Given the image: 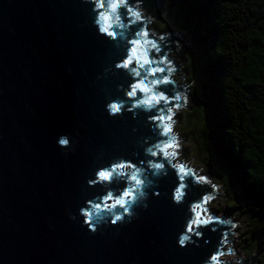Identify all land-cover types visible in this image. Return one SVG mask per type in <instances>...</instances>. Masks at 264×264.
Returning a JSON list of instances; mask_svg holds the SVG:
<instances>
[{
    "label": "water",
    "instance_id": "95a60500",
    "mask_svg": "<svg viewBox=\"0 0 264 264\" xmlns=\"http://www.w3.org/2000/svg\"><path fill=\"white\" fill-rule=\"evenodd\" d=\"M145 2L158 18L166 0ZM91 8L82 0H0V264H202L223 229L202 228L200 247L182 249L177 236L191 216L188 205L211 187L194 186L176 206L171 170L131 223L109 224L96 234L82 226L79 209L106 194L87 183L96 170L120 157L139 165L148 159L141 145L158 139L144 113L109 117L108 99L123 98L117 86L132 81L124 72L105 76L126 50L98 34ZM182 53L175 62L186 75ZM176 79L187 83L179 73ZM162 90L172 94L171 85ZM181 116L182 110L176 131ZM62 134L72 149L57 145Z\"/></svg>",
    "mask_w": 264,
    "mask_h": 264
},
{
    "label": "clouds",
    "instance_id": "9594fccd",
    "mask_svg": "<svg viewBox=\"0 0 264 264\" xmlns=\"http://www.w3.org/2000/svg\"><path fill=\"white\" fill-rule=\"evenodd\" d=\"M82 2L92 6L93 26L98 34L117 48L123 46L126 50L124 57L114 64V69L109 67L105 70V76L109 72H124L132 81L127 88L123 84L117 86L123 98L108 99L105 109L109 117H122L127 111L136 119L140 113H144L158 136L154 143L146 139L141 145L148 159L141 160L139 165L120 157L96 170L95 179H89L87 183L90 187H105L106 194L87 200L86 205L79 209V215L83 217L82 226L96 234L101 227L109 224L119 226L131 223L137 219L135 209H148L149 191L157 188L156 182L167 177L171 170L177 180L171 193L176 206L187 202L194 186L211 187V191L203 192L188 205L191 216L177 236L178 246L182 249L190 245L200 247L199 241L204 239L201 229L212 226V232L223 231L220 232L215 250L202 264H246V261L251 264L248 257L236 247V238L239 236L236 230L240 223L233 217L217 216L208 208L209 204L223 196V186L214 183L203 166L181 159L180 150L184 141L175 130L178 124L175 116L178 111L189 107L188 89L191 85L177 83L178 73L181 80H186L188 75L182 73L183 65L177 67L175 57L178 56L177 52L184 50V45L176 41V51L172 50L170 41L173 34L168 24L157 18L154 14L156 9L146 6L145 0ZM169 85L172 86L171 95L162 90ZM57 145L62 149H72L71 138L62 134L57 139ZM121 182L126 185L123 189L114 190L111 187ZM152 194L160 196L159 191H153ZM69 215L70 219L76 220L75 215ZM209 243L205 240V244Z\"/></svg>",
    "mask_w": 264,
    "mask_h": 264
},
{
    "label": "trees",
    "instance_id": "16d2710c",
    "mask_svg": "<svg viewBox=\"0 0 264 264\" xmlns=\"http://www.w3.org/2000/svg\"><path fill=\"white\" fill-rule=\"evenodd\" d=\"M165 5L168 20L189 39L186 67L195 101L183 128L188 115L198 116L195 131L184 129L185 135L199 163L223 184L226 198L232 193L227 209L245 212L244 248L260 250L264 259V0Z\"/></svg>",
    "mask_w": 264,
    "mask_h": 264
},
{
    "label": "rangeland",
    "instance_id": "374dc122",
    "mask_svg": "<svg viewBox=\"0 0 264 264\" xmlns=\"http://www.w3.org/2000/svg\"><path fill=\"white\" fill-rule=\"evenodd\" d=\"M166 3V2H165ZM164 6V7H163ZM161 8H159V12L163 11L162 15V20L168 24L169 26V31L174 34V33H178V35L180 36H176V37H184L183 35H186L183 31H179L176 28L173 27V24L168 20V15L167 13V9H166V5H163ZM161 15V14H160ZM159 15V19H161V16ZM187 36V35H186ZM187 40H179V43L184 45V53H182V58L184 60L185 63V70H186V75H188V77L191 74L190 69H188L187 66V62H188V52H189V48H188V43H189V39L188 36L186 37ZM193 65V63H192ZM187 77V84L191 85V87L188 89V94H189V99H190V103H189V107L185 110H182V116H181V120L179 123V127H178V132L180 133V136L182 137L184 144L183 147L181 148V159H185V160H190V161H194L196 166H203L205 169H207V174L209 176V178L214 182V183H218L220 185L223 186V184L221 183V181L218 179V177L216 176V174L214 173V171L204 165H202L201 163H199V160L196 158L195 156V148H194V143L193 140L190 139V136H186L184 129H189L192 128L193 132L195 131V124L193 122H195V118L196 116H198V111L195 114L192 115H188V120L187 123L188 125L183 128V126L185 125V119L187 116V112L189 110L193 109V105H194V101L195 99L191 97L190 92L192 91V87H193V81H189ZM191 83V84H190ZM195 134V133H193ZM224 186H223V193H224ZM228 197L229 199L226 198L225 194H223V196L219 199H217L216 201H213L211 204L208 205V208L210 210V212H212L213 214L217 215V216H221L223 215L224 217H233L236 221H239L240 223V227L237 228V232L239 233V236L236 238V247L246 256L248 257V260L251 261V264H264V262H262L263 259V252H260V250H252V249H245L244 248V244H245V230L247 228V218L245 216V212H242V210L239 207L236 208H231V209H227V207L225 206V204L227 203V201L231 204L234 202V197L232 195V193L228 192ZM227 200V201H226ZM220 205V206H219ZM217 206L216 210H213L212 207ZM229 210V211H228ZM243 239V240H242ZM264 260V259H263ZM246 263L248 264V262L246 261Z\"/></svg>",
    "mask_w": 264,
    "mask_h": 264
},
{
    "label": "bare ground",
    "instance_id": "6f19581e",
    "mask_svg": "<svg viewBox=\"0 0 264 264\" xmlns=\"http://www.w3.org/2000/svg\"><path fill=\"white\" fill-rule=\"evenodd\" d=\"M160 14H161V15H160ZM159 15L161 16V20H162V15H164L162 9H161V11L159 12ZM230 217H231V215H230ZM238 222H239V221H238Z\"/></svg>",
    "mask_w": 264,
    "mask_h": 264
}]
</instances>
